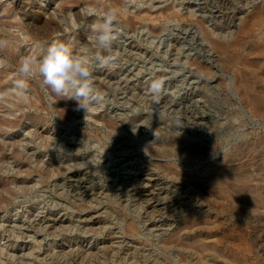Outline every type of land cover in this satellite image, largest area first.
<instances>
[{
    "label": "rangeland",
    "instance_id": "obj_1",
    "mask_svg": "<svg viewBox=\"0 0 264 264\" xmlns=\"http://www.w3.org/2000/svg\"><path fill=\"white\" fill-rule=\"evenodd\" d=\"M138 4L0 0V264H264V0ZM57 41L113 58L86 112L39 80L16 95Z\"/></svg>",
    "mask_w": 264,
    "mask_h": 264
},
{
    "label": "clouds",
    "instance_id": "obj_2",
    "mask_svg": "<svg viewBox=\"0 0 264 264\" xmlns=\"http://www.w3.org/2000/svg\"><path fill=\"white\" fill-rule=\"evenodd\" d=\"M142 2V0H141ZM139 6L138 0H125V6ZM118 15L115 11H105L94 25L96 49L109 50L118 31ZM9 41L0 38V51L8 47ZM112 57H104L93 49L85 47L80 52L64 42H53L41 55L22 57L16 68L19 78L14 81L16 95L27 100L29 81L39 80L40 86L49 97H61L77 102V110L85 112L95 102L103 100L93 87L92 66L94 63L108 65ZM153 99L158 100L162 92V82L153 81L149 89Z\"/></svg>",
    "mask_w": 264,
    "mask_h": 264
},
{
    "label": "bare ground",
    "instance_id": "obj_3",
    "mask_svg": "<svg viewBox=\"0 0 264 264\" xmlns=\"http://www.w3.org/2000/svg\"><path fill=\"white\" fill-rule=\"evenodd\" d=\"M76 10V9H75ZM76 16V15H75ZM264 17V11H260V12H258L257 14H255L254 16H253V19L255 20V19H258V18H263ZM53 26V25H52ZM37 27V26H36ZM51 27V26H50ZM40 29V28H39ZM32 30H33V28H32ZM39 34V33H38ZM46 35V34H45ZM9 84V83H8ZM8 86V85H7ZM1 88V87H0ZM251 101H252V103L257 107V109L259 110V111H261V112H264V102H263V100H262V98L260 97V96H257V95H254V96H252L251 97ZM110 127V126H109ZM110 128H113V127H110ZM233 128V127H232ZM36 135V134H35ZM49 139V138H48ZM48 141H50V140H48ZM47 141V142H48ZM58 145V144H57ZM54 146H56V145H54ZM57 147V146H56ZM64 150V149H63ZM63 150H61V151H63ZM262 167V166H261ZM49 169V168H48ZM218 188H222V186H220V187H218ZM203 192V191H202ZM178 240V239H177ZM175 241V240H174ZM174 241H171V242H174ZM169 242H170V240H169ZM188 245V244H187ZM187 247V246H186ZM198 247V246H197ZM201 247V246H200ZM198 249V248H197ZM196 249V250H197ZM97 250V249H96ZM195 250V249H194ZM85 253V252H84ZM80 262V261H79ZM74 264V263H73ZM91 264V263H90Z\"/></svg>",
    "mask_w": 264,
    "mask_h": 264
}]
</instances>
